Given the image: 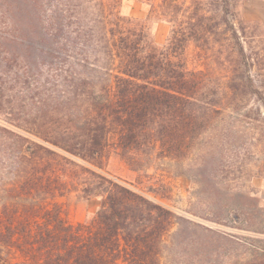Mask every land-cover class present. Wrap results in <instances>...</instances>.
<instances>
[{
    "label": "trees",
    "instance_id": "16d2710c",
    "mask_svg": "<svg viewBox=\"0 0 264 264\" xmlns=\"http://www.w3.org/2000/svg\"><path fill=\"white\" fill-rule=\"evenodd\" d=\"M240 1L162 0L158 45L151 17L120 16V0H0V264H159L175 215L92 169L109 134L134 171L187 159L227 113L264 150V26L237 17ZM79 186L100 208L71 225L55 200ZM232 204L245 222L264 213L248 194Z\"/></svg>",
    "mask_w": 264,
    "mask_h": 264
},
{
    "label": "rangeland",
    "instance_id": "374dc122",
    "mask_svg": "<svg viewBox=\"0 0 264 264\" xmlns=\"http://www.w3.org/2000/svg\"><path fill=\"white\" fill-rule=\"evenodd\" d=\"M176 2L188 6L190 0ZM161 3L120 0L118 11L125 18L151 17L148 26L155 42L162 45L170 24L155 19V14L161 17L164 13ZM236 12L238 18L264 26V0H241ZM178 18L184 19L181 15ZM196 52L191 45L185 50L189 68L201 67ZM220 118L187 159L152 156L134 171L117 154L114 137L109 134L108 159L102 170L92 168L174 213L173 224L161 242L159 264H241L264 250V213L256 215L254 222H245L232 204L248 194L264 206V150L257 141L258 133L246 127L241 118L228 113ZM96 181L88 184L100 192ZM81 189L79 186L78 191L55 200L62 204L64 219L71 225L88 221L100 208V200L86 198ZM224 199L230 204L211 213L209 202Z\"/></svg>",
    "mask_w": 264,
    "mask_h": 264
}]
</instances>
